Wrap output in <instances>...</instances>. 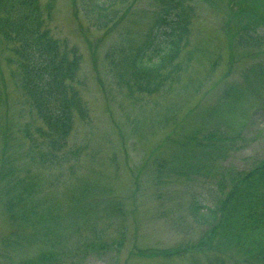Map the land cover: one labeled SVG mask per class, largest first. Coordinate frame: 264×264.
Masks as SVG:
<instances>
[{
    "label": "rangeland",
    "instance_id": "rangeland-1",
    "mask_svg": "<svg viewBox=\"0 0 264 264\" xmlns=\"http://www.w3.org/2000/svg\"><path fill=\"white\" fill-rule=\"evenodd\" d=\"M86 2L40 0L44 29L81 57L73 85L86 116L74 115L65 140L47 132L0 36V264L253 256L264 234L242 231L239 205L214 229L191 201L214 206L264 157V0H195L178 71L155 94L129 93L123 55L143 39L155 0L104 17Z\"/></svg>",
    "mask_w": 264,
    "mask_h": 264
},
{
    "label": "trees",
    "instance_id": "trees-1",
    "mask_svg": "<svg viewBox=\"0 0 264 264\" xmlns=\"http://www.w3.org/2000/svg\"><path fill=\"white\" fill-rule=\"evenodd\" d=\"M89 0L87 11L104 17L117 4L128 0ZM195 0H155L157 9L143 39L124 55L129 93L155 94L170 75L177 73L176 60L188 45ZM40 0H0V36L10 46L20 73V86L43 122L47 132L65 140L72 129L73 117L86 116V109L73 82L80 55L73 46L58 41L44 29ZM46 17L49 14L46 12ZM130 82V83H129ZM41 134L43 135L44 131ZM58 139L52 141L55 145ZM198 145H201L200 143ZM194 219L214 229L231 219L227 205L241 208L243 230L264 234V157L251 168L231 177V187L218 195L214 206H204L192 196ZM198 218V219H197ZM242 256L236 264H264V244ZM168 252H149L146 256H167ZM142 254V253H139ZM254 262H253V261Z\"/></svg>",
    "mask_w": 264,
    "mask_h": 264
}]
</instances>
